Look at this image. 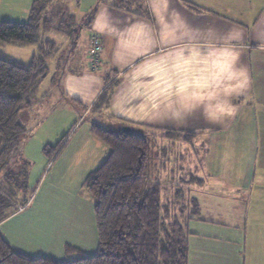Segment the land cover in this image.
I'll use <instances>...</instances> for the list:
<instances>
[{
  "label": "crops",
  "instance_id": "crops-1",
  "mask_svg": "<svg viewBox=\"0 0 264 264\" xmlns=\"http://www.w3.org/2000/svg\"><path fill=\"white\" fill-rule=\"evenodd\" d=\"M33 1L0 0V22H13L8 17L14 12L11 15L21 19L15 23H23ZM53 1L49 11L63 0ZM73 1L87 11L86 17L93 15L87 24H77L72 42L67 33L70 48L57 89L61 98L79 109L75 125L80 124L56 156L55 162L62 160L56 172L74 176L76 193H81L80 181L103 163L109 149L91 134L92 122L143 132L154 156V179L183 177L180 166L168 167L171 155L192 166L183 173L186 188L198 204L197 216L186 224L187 264H264V0H130L126 7L114 5L113 0ZM209 29L214 31L208 34ZM83 31L87 36L78 49ZM185 32L193 44L191 51H181L188 40H164L166 35L180 37ZM229 34L238 37L232 41L239 51L236 67L246 70L248 78L247 86L231 98L217 87L215 49L202 46L218 48ZM94 36L101 42L96 70L89 59ZM14 46L27 47L1 44L0 50L15 58L6 50ZM29 46L35 47L33 58L38 47ZM109 85V103L93 112L91 107ZM209 93H216L214 103L230 99L234 115L216 122L205 119L194 97ZM182 99L195 110L175 119L173 110ZM87 117L92 120L84 126ZM20 120L25 123L24 116ZM168 132L194 138L187 143L172 139ZM42 187V199L47 198L42 205L31 210L33 203L28 202L0 222L4 239L13 249L34 257L61 260L66 245L86 251L88 242L81 235L97 238L88 211L92 202L86 201L85 213L71 202L68 209L76 217L70 219L61 217L58 203L53 216L41 219V207L43 211L54 208L49 188L43 193Z\"/></svg>",
  "mask_w": 264,
  "mask_h": 264
},
{
  "label": "trees",
  "instance_id": "trees-1",
  "mask_svg": "<svg viewBox=\"0 0 264 264\" xmlns=\"http://www.w3.org/2000/svg\"><path fill=\"white\" fill-rule=\"evenodd\" d=\"M129 1L113 0L119 7L128 6ZM53 2L34 0L23 23L0 22V45L38 47L29 62L0 50V222L17 211L14 203L24 207L32 196L26 181L27 165H22L18 172L9 169L22 157L27 128L20 120L21 113L29 108L32 95L46 78L48 63L58 49L54 42L41 39ZM92 15L85 16L80 26L87 24ZM60 27L66 33L71 31L67 26ZM75 35L69 34V38L73 40ZM111 93L109 85L91 107L93 112L107 106ZM90 128L91 134L109 149L103 163L82 184L93 204L96 252L87 254L66 245L65 258L61 260L34 257L13 249L0 233V264H187L186 224L198 214L196 199L186 188L188 183L181 178L173 183V177L151 180L154 156L147 134L93 122ZM166 134L187 143L194 138L190 134ZM43 151L54 157L47 148Z\"/></svg>",
  "mask_w": 264,
  "mask_h": 264
},
{
  "label": "rangeland",
  "instance_id": "rangeland-1",
  "mask_svg": "<svg viewBox=\"0 0 264 264\" xmlns=\"http://www.w3.org/2000/svg\"><path fill=\"white\" fill-rule=\"evenodd\" d=\"M52 8L47 12L50 20L48 26L45 27L41 32V39L54 42L57 45L58 49L48 63L49 71L46 78L38 84L36 90L32 95L29 108H26L24 114H21L22 118L24 116L25 123H23L22 121L21 122L27 128L23 147L25 151H23L22 157L20 158L18 164H16L14 168H11L9 170L18 172L20 171L22 165H27V187L29 193L32 194L29 203H33V205H31V210L34 207H37V205L39 207L40 205H42L44 200H47V198L42 199L41 186L43 185V193H47L46 189L49 188V195L52 199L50 202L53 201L52 206H54V208L49 211H43L41 207V210H39L38 212L39 214H41V219L46 218L47 214L53 216V210L58 203L61 208V217L70 219L76 217L74 216L72 211L68 209L71 205V202L73 204L72 207H75L78 212L81 211L85 213V209L83 208V206L85 205V203H87L86 201L90 200L92 202V200L83 187H81L83 189L81 193H76V178L74 176H70L68 173L58 174L56 172V167L62 164V160H58L57 162H55V158L57 154L60 153L66 141L73 136L75 131H78L77 127L80 124L77 123V125H75L79 109L70 106V102L67 103L66 100L61 98V95L59 94V91L57 89L60 80V70L63 68V63L65 62L64 58L67 56L70 48L68 45L66 29L64 31V29H62L60 26L63 25L64 27L67 26L68 28H70L71 31L68 34H76L79 27V25L77 24L82 23V21H77L78 19H84L87 11L84 12L81 7H76L73 0L58 1V4H55ZM63 10L66 11V14L71 15L73 19H70V16L66 17ZM12 13L14 12H11L9 14L11 15ZM10 15L8 18L12 19L8 21L13 20V22H15L21 20L17 14H13L11 16ZM26 19L27 18L24 17L22 21L25 22ZM83 21L85 22V20ZM85 31L81 32V43L79 42L78 49H80L82 42L87 36V33ZM69 40L71 41L72 39L69 38ZM34 49V46H27L25 48L14 46L13 48H6L8 54H11L15 58H19L25 61H30L32 59L31 56L34 54ZM91 120L92 119L90 117H87L82 122V124L84 123L85 126V124H88V121ZM41 140L43 143L42 147ZM34 141H36V145H34ZM61 141V145L57 147ZM45 148H47L48 152H52L54 154V157H51L49 153H44L43 149ZM56 150L57 152L55 153ZM181 153L182 152H179V154ZM170 158L172 159V161L168 167L173 164L174 167L180 166V168L183 169V177H181V179H184V182L187 174L183 175V173H185V169L192 170V166L189 168V166H187L186 164L188 162L184 163L183 158H179L178 156L177 158H175V155H171ZM54 165L55 167H53ZM154 177L155 172H152L150 175L151 180H154ZM161 179L163 178H160L159 180ZM176 179L177 178L173 177V183H177ZM81 182H84V180L80 181V183ZM14 204L17 205V210L21 208V206H19V203ZM91 205V203L90 206L88 204V211L90 212V217L93 219V205ZM86 236L90 237L91 235L84 233L80 237L81 239H84L88 242V249H86V251L84 250V252L87 254H94L96 251V245H98L97 238L96 236L94 238L90 237V240H88ZM91 239L92 247L89 245V243H91Z\"/></svg>",
  "mask_w": 264,
  "mask_h": 264
},
{
  "label": "clouds",
  "instance_id": "clouds-1",
  "mask_svg": "<svg viewBox=\"0 0 264 264\" xmlns=\"http://www.w3.org/2000/svg\"><path fill=\"white\" fill-rule=\"evenodd\" d=\"M214 30L209 29L208 34H211ZM138 36L141 34H137ZM237 36L229 34L228 40L224 42L220 47L216 48L214 44L202 45L203 47H209L215 49L213 52L219 59L216 63V82L217 87L222 89V94L231 98L232 95L241 92L248 83L246 70L243 68H237L236 62L239 57V51L232 46V41H236ZM165 41L168 40H188V43L184 45L181 51H191L193 44L188 33L185 32L183 36L176 37L172 34L164 37ZM181 89V94H183ZM216 93H209L205 97L199 95L194 97L197 107L201 110L205 119L210 122H216L222 118L230 117L234 115L235 108L230 103H214ZM195 108L186 103L183 99L178 102V107L173 110V118L180 119L183 114L191 113Z\"/></svg>",
  "mask_w": 264,
  "mask_h": 264
},
{
  "label": "built area",
  "instance_id": "built-area-1",
  "mask_svg": "<svg viewBox=\"0 0 264 264\" xmlns=\"http://www.w3.org/2000/svg\"><path fill=\"white\" fill-rule=\"evenodd\" d=\"M100 53H101L100 39L97 36H94L91 38L90 50H89L90 67L93 70L98 69L100 65Z\"/></svg>",
  "mask_w": 264,
  "mask_h": 264
},
{
  "label": "water",
  "instance_id": "water-1",
  "mask_svg": "<svg viewBox=\"0 0 264 264\" xmlns=\"http://www.w3.org/2000/svg\"><path fill=\"white\" fill-rule=\"evenodd\" d=\"M123 130L128 131L129 129L127 127H124Z\"/></svg>",
  "mask_w": 264,
  "mask_h": 264
}]
</instances>
